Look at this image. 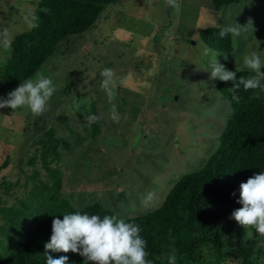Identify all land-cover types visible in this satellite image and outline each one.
Returning a JSON list of instances; mask_svg holds the SVG:
<instances>
[{
  "label": "rangeland",
  "instance_id": "obj_1",
  "mask_svg": "<svg viewBox=\"0 0 264 264\" xmlns=\"http://www.w3.org/2000/svg\"><path fill=\"white\" fill-rule=\"evenodd\" d=\"M178 3L173 8L166 0H119L108 6L94 29L63 42L39 71L56 85L44 114L34 116L27 106L0 109V185L6 180L14 185L7 193L0 187L8 206L26 200L36 186L53 185L40 157V141L51 129L69 142L70 149L59 145L60 161L50 167L62 172V197L78 210L98 203L124 220L146 215L163 205L182 177L205 166L232 115L230 101L211 79L210 62L217 57L254 75L243 60L252 52L264 59V0L232 4L218 16L211 0ZM35 9L33 0H0V67L15 37L31 29ZM237 24L248 26L232 35L231 54H219L201 41L206 28ZM5 32L8 48L2 44ZM205 47L211 49L207 56ZM105 68L123 81L111 101L101 87ZM94 113L96 135L85 120ZM239 231L245 240L256 237L264 249V236L253 228ZM0 250L5 255L11 250L1 235Z\"/></svg>",
  "mask_w": 264,
  "mask_h": 264
},
{
  "label": "trees",
  "instance_id": "obj_2",
  "mask_svg": "<svg viewBox=\"0 0 264 264\" xmlns=\"http://www.w3.org/2000/svg\"><path fill=\"white\" fill-rule=\"evenodd\" d=\"M118 1L33 0L37 19L32 23L38 26L17 35L11 42V55L0 67V95L8 94L20 83L34 78L63 42L94 29L104 10ZM211 1L213 13L218 16L223 8L247 0ZM44 8L50 12L41 11ZM220 29L202 30L201 41L219 54H231L234 50L232 35L221 38ZM222 64L228 70H238L230 62ZM250 74L238 70L237 76L247 78ZM216 87L230 101L232 115L219 137L215 153L200 171L182 177L161 207L146 215L126 219L141 228V236L147 241L148 259L153 264H169L172 255L176 257V264H264V249L259 240L241 237L242 226L231 218L233 211L242 207L237 203L240 184L264 171V91H245L241 86L233 93L229 90L231 82L218 79ZM233 95L240 97L238 103ZM80 113L83 114L79 112L78 115ZM98 129L99 121L93 123L92 134L96 135ZM54 132L51 129L40 141L43 147L40 157L54 178L53 185H35L26 200L12 206H8V200L0 198V235L11 246L8 255L0 250V264H46L45 244L50 242L52 223L57 216L63 219V214L75 212L101 217L115 215L98 203L78 210L70 200L62 197V172L59 168H51L50 164L60 161V144L67 149L70 146ZM78 138L83 144L85 139ZM50 155H53L52 160ZM36 157L30 158L29 164L34 165ZM13 186L7 180L0 185L6 193ZM255 235L259 236L257 232ZM48 254L54 258L66 255L68 264H87L78 253Z\"/></svg>",
  "mask_w": 264,
  "mask_h": 264
},
{
  "label": "clouds",
  "instance_id": "obj_3",
  "mask_svg": "<svg viewBox=\"0 0 264 264\" xmlns=\"http://www.w3.org/2000/svg\"><path fill=\"white\" fill-rule=\"evenodd\" d=\"M167 5L178 8V0H166ZM41 11L48 13L50 9L44 8ZM37 17L32 15V21ZM253 25L249 20L248 25ZM247 25V26H248ZM31 27L38 26L30 22ZM237 24L236 26H225L220 29L219 36L224 38L229 34L239 36L241 30L247 28ZM2 44L5 48L10 46L7 33ZM211 49L205 47L204 55L207 56ZM244 66L251 70L254 75L250 77L240 76L238 70H228L224 64L216 58L210 62L211 79L223 82H231L230 91L235 93L243 86L245 91L259 89L264 91V59L256 52L246 55L243 60ZM102 77L101 87L104 89L111 101L113 90L118 89L123 81L117 82L113 69L105 68L100 73ZM56 91V85L50 77L43 72H37L34 78H30L18 87L10 91L7 98H0V109L5 107L14 111L27 106L34 116L44 114L49 107V101ZM258 98V97H257ZM233 99L238 103L240 97L233 95ZM112 119L119 122L117 106L112 104L110 109ZM88 123L99 120L96 115L85 117ZM239 200L237 203L242 207L233 211L231 218L245 229L254 228L255 231L264 236V171L249 177L246 182L240 184ZM235 195V193H233ZM149 194L147 199L151 200ZM63 219L57 216L52 223V235L50 242L45 244L46 264H68V256L54 258L48 252L54 253H78L91 264H153L148 259L149 252L147 241L141 236L139 225L127 222L116 215L88 213H67L63 214ZM169 264H176V257H169Z\"/></svg>",
  "mask_w": 264,
  "mask_h": 264
}]
</instances>
